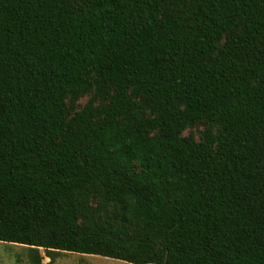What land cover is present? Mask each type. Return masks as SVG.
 <instances>
[{"label":"trees","instance_id":"1","mask_svg":"<svg viewBox=\"0 0 264 264\" xmlns=\"http://www.w3.org/2000/svg\"><path fill=\"white\" fill-rule=\"evenodd\" d=\"M0 242L264 264V0H0Z\"/></svg>","mask_w":264,"mask_h":264},{"label":"rangeland","instance_id":"2","mask_svg":"<svg viewBox=\"0 0 264 264\" xmlns=\"http://www.w3.org/2000/svg\"><path fill=\"white\" fill-rule=\"evenodd\" d=\"M85 99H82V103ZM197 133L198 130H192ZM29 249L25 246L0 242V264H30L28 258ZM42 263L47 264L49 258L45 256L43 249H39ZM50 264H128L122 261L107 259L98 256L80 255L75 253L61 252L54 255Z\"/></svg>","mask_w":264,"mask_h":264}]
</instances>
